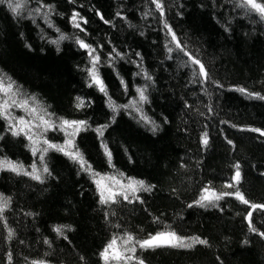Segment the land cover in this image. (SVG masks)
Instances as JSON below:
<instances>
[{"label":"trees","instance_id":"obj_1","mask_svg":"<svg viewBox=\"0 0 264 264\" xmlns=\"http://www.w3.org/2000/svg\"><path fill=\"white\" fill-rule=\"evenodd\" d=\"M19 2V15L0 5V80L5 87L14 82L16 99L27 100L38 115L43 109L57 123L89 121L91 128L75 137L89 170L55 150L42 165L25 136L14 137L0 117V160L22 164L28 172L34 164L41 172L48 168L42 183L0 170V197L8 201L0 214V264H264V208L251 209V204L264 205V136L251 131H264V99L254 95L264 96V14L247 0H157L163 15L152 0ZM253 3L264 7V0ZM74 12L83 17L77 19L84 31L73 27ZM165 24L184 51L209 70L210 82L193 77L199 65L176 47ZM60 34L67 39L59 47L50 43ZM77 38L101 54L100 75L117 105L138 101L137 87L147 89V103L138 105L141 112L122 109L113 120L107 97L87 86L88 52L75 43ZM113 48L123 56L115 70L107 64ZM141 69L152 79L146 80ZM77 97L91 106L78 110ZM4 99L0 92V103ZM9 111L33 119L22 108ZM141 115L159 125L155 133ZM105 124L111 163L93 130ZM203 133L207 146L200 143ZM45 138L65 142L59 130ZM237 164L238 183L232 179ZM100 177L143 180L152 190L102 204L96 186ZM204 188L217 195L239 190L249 204L233 195L215 207H201L196 202ZM249 211L255 232L246 219ZM170 232L207 243L140 247V241ZM114 238L108 249L114 256L105 260L101 253Z\"/></svg>","mask_w":264,"mask_h":264},{"label":"snow or ice","instance_id":"obj_2","mask_svg":"<svg viewBox=\"0 0 264 264\" xmlns=\"http://www.w3.org/2000/svg\"><path fill=\"white\" fill-rule=\"evenodd\" d=\"M153 3H155L157 9H161V15H163L162 6L160 3L157 2V0H152ZM247 3L251 5L253 9L258 10L261 14H264V7H262L260 4L253 3V0H247ZM8 7V9L12 12L13 15H19V10L21 9V3L19 0H0V5H5ZM51 9L49 8L48 13H45V16H47L50 13ZM36 12L39 13L40 9H36ZM79 13L74 12L72 15V23L73 27L80 29V31H84L83 28H81L80 23L78 21ZM80 20H83V17H79ZM103 19V17H101ZM84 23H87V21H83ZM105 23H108V21H105ZM49 27H53L52 24H49ZM165 27L168 30V33L172 36V41L176 43V47L180 49L181 51H184V48L182 47L181 43L177 40V37L175 33L173 32L172 28L165 24ZM57 31H59L57 29ZM67 39V37L63 34H60L58 39L51 40L50 43L56 44L59 47V44L61 41ZM75 43L79 45L81 49H85L88 52V58H89V67L85 69L88 76V87L92 88L95 87L98 92L102 93L105 97H107V106L110 109V111L113 112V120L115 118V114L118 113L120 110H127L129 108H133L136 112H141L139 104L147 103L148 97L145 94L146 88L143 87H137L136 93L138 95V101H130L129 104L125 105H117L115 101L111 99V97L108 95L107 86L104 83V80L102 79L100 75V67L102 64L105 63L101 59V54L97 51L96 48H93L90 44L86 43L83 39L77 38L75 40ZM173 49L171 47L168 48V52L171 53ZM137 56L140 54L137 53ZM184 55L188 56L189 60L191 61L192 65H199V72L193 71V77H202L203 79L199 81L200 83H208L211 81V76L209 74V70L205 67V65L199 60L194 58L189 52L184 51ZM120 58L123 59V56L120 52H118L115 48H113L112 52L109 53L107 64L109 67H113L115 70V63L116 59ZM144 77L146 80H151V76L144 72L143 69H141ZM140 73H137L139 75ZM117 77L120 79L121 86L125 89V92L128 90V85L125 82V80L119 76V73L117 72ZM13 83L9 82L7 86L5 87L3 84V80H0V92H3L5 95V99L2 103H0V117H3L5 120L9 122V130L11 131V134L15 136H20L23 134L25 138L29 141L30 150L32 151V154L35 156L37 153H39V161L42 165H44L45 162V155L50 150H55L57 152H61L64 155L68 156L70 159H72L74 162L79 163L82 170H89L88 166L86 165V162L82 156V154L79 152V150L75 146V137L82 131H87L91 128V125L89 124L88 120H67V119H60L57 123L56 121L52 120L51 114L45 112L43 109L39 110L43 114H37V109L35 107L29 108L28 107V101L27 100H17V92L13 91ZM217 87H221V85L217 84ZM239 91L244 92V89H239ZM253 95V94H250ZM259 96L260 99H264V96H260L259 94H254ZM77 103L75 107L79 109H83L86 106H91V101H88L87 105L85 103V100L81 97H77ZM34 100V98H33ZM22 108L25 110V112L32 116V120H26L24 116L20 117H13L9 109L11 108ZM47 117V118H46ZM140 119L144 122L145 125H151V131L155 133L159 125H157L154 121L149 120L146 116L141 115ZM33 120H38L39 123H34ZM167 122V121H165ZM109 125H99L95 127L93 130L96 132L98 138L101 141V146L104 148V152L106 157L109 160V163H111L112 159V153L108 148V145L104 142V133ZM53 130H59L61 132H64L65 134V142L63 145H58L55 143H51L47 138H45V134L49 131ZM251 131L259 132L261 136H264V131H261L259 129H251ZM200 143L204 146H207L209 143V138L207 133H203L200 138ZM229 144L232 143V141H228ZM236 171L232 177L233 181L239 182L241 179V170L240 165L237 164ZM0 170H9L12 172H15L17 174H23L31 176L32 179L43 182V173H48V168L45 165L42 169V172L40 169H38L35 164L32 167L31 172H28L24 169V166L22 164H17L11 160H0ZM226 187H233L232 183L226 184ZM152 188L147 186L143 180H132L129 179L127 185H121L120 191H111L108 197H105L104 193L101 192L100 194V202L102 204H108L109 202H115V198L117 196H123L125 201L129 200V195L132 197H136V194L138 192H148L151 191ZM203 195L201 196L200 200L196 203L199 204L201 207H215L216 202L220 201L223 197L226 196H235L237 200H239L243 204H249V201L245 199L244 195L241 194L239 190H237L235 193L231 192H224L220 195H217L213 191H209L207 188L202 189ZM8 206V201L4 199L3 197H0V214H2L5 210V208ZM191 207V205H189ZM264 208V205H257V204H251V209L255 210L256 208ZM253 216V211H249L246 219L249 221V229L250 231L255 232L256 229L252 225L251 217ZM57 233L61 232L60 228L54 229ZM261 236H264V232L260 233ZM11 237V232H9V238ZM132 237L129 236L128 240L125 241V243H128V241H131ZM160 242H163L169 246L172 247H181V248H191L195 244H206L207 241L204 239H200L199 237L191 238L186 240L185 238L177 236L175 233H158L155 236H152L150 239L140 241V247H152L154 245L159 244ZM45 243H48V241H45ZM116 244L115 238L113 239L112 243L108 245V248L105 249L101 255L107 260V253L108 249L113 248V246ZM130 251L135 252V249H130ZM114 258H119V255L115 256ZM128 259H131V257H128Z\"/></svg>","mask_w":264,"mask_h":264},{"label":"rangeland","instance_id":"obj_3","mask_svg":"<svg viewBox=\"0 0 264 264\" xmlns=\"http://www.w3.org/2000/svg\"><path fill=\"white\" fill-rule=\"evenodd\" d=\"M124 183L111 177H100L97 180V189L100 194L101 192H103L105 197H108L111 191H120L121 185H127L126 182ZM113 256H114L113 252L107 253L108 259H111L109 257H113Z\"/></svg>","mask_w":264,"mask_h":264},{"label":"water","instance_id":"obj_4","mask_svg":"<svg viewBox=\"0 0 264 264\" xmlns=\"http://www.w3.org/2000/svg\"><path fill=\"white\" fill-rule=\"evenodd\" d=\"M153 236H155V235H153ZM152 237V236H151ZM151 237H149L148 239H150ZM147 240V239H146ZM157 245H167V244H165V243H163V242H160L159 244H157ZM154 246H156V245H154Z\"/></svg>","mask_w":264,"mask_h":264},{"label":"bare ground","instance_id":"obj_5","mask_svg":"<svg viewBox=\"0 0 264 264\" xmlns=\"http://www.w3.org/2000/svg\"><path fill=\"white\" fill-rule=\"evenodd\" d=\"M96 186H97V181H96Z\"/></svg>","mask_w":264,"mask_h":264}]
</instances>
